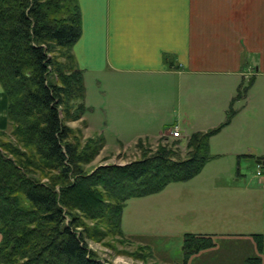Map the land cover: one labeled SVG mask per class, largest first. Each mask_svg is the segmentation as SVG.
<instances>
[{
    "label": "crops",
    "instance_id": "1",
    "mask_svg": "<svg viewBox=\"0 0 264 264\" xmlns=\"http://www.w3.org/2000/svg\"><path fill=\"white\" fill-rule=\"evenodd\" d=\"M77 3L81 36L72 50L83 72L85 134L102 136L104 149L171 138L174 126L186 143L222 124L238 89L248 86L232 104L230 123L209 138L212 158L180 183L195 233L235 236L226 247L239 246L246 252L240 264H254L253 235L264 241V175L255 172L264 158V0ZM0 131L10 132L1 85ZM218 243L197 254L196 264L216 263L225 247Z\"/></svg>",
    "mask_w": 264,
    "mask_h": 264
},
{
    "label": "trees",
    "instance_id": "2",
    "mask_svg": "<svg viewBox=\"0 0 264 264\" xmlns=\"http://www.w3.org/2000/svg\"><path fill=\"white\" fill-rule=\"evenodd\" d=\"M80 36L77 0H0V85L10 125L0 131V264H104L88 237L123 235L129 199L198 175L212 158L209 138L230 123L233 102L246 94L243 85L218 127L191 134L183 157L174 146L152 149L139 139V159L88 170L104 138L83 144L81 131L68 125L86 127L83 72L72 50ZM253 238L258 255L248 261L260 264L264 241ZM216 244L213 235L185 233L183 264Z\"/></svg>",
    "mask_w": 264,
    "mask_h": 264
},
{
    "label": "rangeland",
    "instance_id": "3",
    "mask_svg": "<svg viewBox=\"0 0 264 264\" xmlns=\"http://www.w3.org/2000/svg\"><path fill=\"white\" fill-rule=\"evenodd\" d=\"M84 122L86 123L85 120ZM68 125L81 131L80 140L83 144L88 139L98 138L97 135L88 136L85 134L87 123L86 127H83L80 121L69 122ZM113 143L105 149L102 148L95 159L85 168L91 170L101 165H124L142 157V150L137 148V143L125 148L118 146V143ZM143 144L144 147L148 144L151 145L152 149L161 144L171 145L181 151L182 157L185 156L186 143L182 139L171 137L163 142V137H161L155 141L144 140ZM224 159H228V157H224ZM251 163L249 168L252 169L255 166L253 161ZM263 164L264 162L257 163V165ZM255 169L257 176L264 175L257 173L258 167ZM183 185L180 182L170 183L158 193L129 199L124 209V216L122 215L123 235L117 236L108 233V231L104 235L96 234L86 240L88 248L95 252L98 259L104 264H183V236L188 232H196L194 231L196 230L195 218L184 209V207L189 209L191 203L189 198L186 199ZM86 221L89 227L95 226V222ZM99 229L105 232L102 228ZM225 235L227 234L221 235L222 238L216 240L217 243L219 240L220 248L225 247L223 249L218 247L217 250L220 249L222 252L214 264H240V257H243L246 252L239 246L233 247L232 244H228L226 247L227 240L234 241L236 238L232 235ZM200 255H205V252ZM196 257V255L191 257L188 264H196ZM219 258L222 259L219 260Z\"/></svg>",
    "mask_w": 264,
    "mask_h": 264
},
{
    "label": "built area",
    "instance_id": "4",
    "mask_svg": "<svg viewBox=\"0 0 264 264\" xmlns=\"http://www.w3.org/2000/svg\"><path fill=\"white\" fill-rule=\"evenodd\" d=\"M171 137L174 139L182 137V133H181V130L179 129V127H177V126L173 127V129L171 131ZM257 167H258L257 173H259V175L264 174V164L258 165Z\"/></svg>",
    "mask_w": 264,
    "mask_h": 264
},
{
    "label": "water",
    "instance_id": "5",
    "mask_svg": "<svg viewBox=\"0 0 264 264\" xmlns=\"http://www.w3.org/2000/svg\"><path fill=\"white\" fill-rule=\"evenodd\" d=\"M261 159H262V157H257L256 162L257 163L260 162Z\"/></svg>",
    "mask_w": 264,
    "mask_h": 264
}]
</instances>
